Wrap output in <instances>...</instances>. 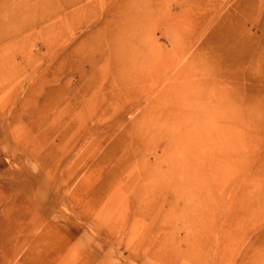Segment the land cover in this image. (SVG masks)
<instances>
[{"label": "rangeland", "instance_id": "obj_1", "mask_svg": "<svg viewBox=\"0 0 264 264\" xmlns=\"http://www.w3.org/2000/svg\"><path fill=\"white\" fill-rule=\"evenodd\" d=\"M253 2L0 0V38L15 37L0 42V264H264V6ZM215 52L236 66L217 71ZM186 88L208 100L173 108L209 107L229 147L222 174L170 147L162 137H183L181 125L152 116Z\"/></svg>", "mask_w": 264, "mask_h": 264}, {"label": "bare ground", "instance_id": "obj_2", "mask_svg": "<svg viewBox=\"0 0 264 264\" xmlns=\"http://www.w3.org/2000/svg\"><path fill=\"white\" fill-rule=\"evenodd\" d=\"M58 1H60L63 4L62 6L66 8V7H70L73 4H75L77 2H80L82 0H58ZM123 2H124V0H117V1L114 0V3L118 4V5L122 4ZM254 6L257 7V11L258 12H261V10H262V8L264 6V0H259V2L257 4L253 2L252 3V7H254ZM88 7L89 6H86V8H88ZM112 12H113V10H108L107 11V15L109 16V19L113 15ZM15 17H16L15 14L12 15L10 17V20L14 22L15 21ZM45 18H47V17H45ZM134 18H137L138 23L139 22H144V19H145V18H143V15L137 16V17H134ZM132 22H130V23H132ZM177 25L178 26H174L173 28H170V30L177 32L179 30L185 29L184 27H181V25H179V24H177ZM33 26H36V24H34ZM26 28L27 27H25V26H22L21 28H17L16 34L17 33H21ZM28 28H30L29 25H28ZM106 28H109V27L107 26V23L105 22V24L103 26V29H104L103 32H104L105 36H106ZM191 30H193V29H191ZM192 32L193 31H191V33ZM198 33H199V31H198ZM218 35H219V31L217 32V36ZM13 36H14V34H12V35L5 34L2 38H0V42L15 38ZM230 38H231V41H232L233 37H230ZM216 39L217 38L212 39V40H210L208 42L206 41L205 44H204L205 49H209L210 45H212L211 42L212 41H216ZM217 42H219V40ZM222 50H223V45H219L218 46V51L222 52ZM216 53L217 52H215L214 53V57L212 56L211 59L207 60V62L210 63L212 61L211 62V63H213L212 65H216L217 64V67H216L217 71L222 67V65L220 63H222V64L226 63L224 65H227L229 63L233 67L236 66L235 65L236 62H234V61L232 62L229 58L223 59L222 62H219V63L215 62L214 63L215 58L218 57V56H216ZM246 58H247V56L243 57V61ZM131 79H132V77H128V81L129 82L131 81ZM198 86L199 87L203 86V84L199 83ZM179 91L183 93L182 95H180V97L174 98V96H173L172 98L169 99L170 100V104L172 106L171 112L170 111H166V110H158L152 116L155 117V118H158V117L165 118V120H169L170 122L173 123L172 126L176 125L177 127H179V124H180L181 127L178 129V132L183 134V137L178 138L176 135H174L172 133H170V134L164 133V134H167V135H164L161 130L159 131V134L157 135V137L158 136L160 137V136L164 135V137H162V138H166L168 140V142H167L168 145L170 146L171 144H173L170 147H172V148L173 147L181 148L180 152H183L184 154H187L190 157L193 156V159H194L195 163L200 164V163H204L205 162L206 167L207 168L208 167L211 168L208 165V163H209L210 165L213 166V168L215 170L220 171V174H222L223 169L226 166V161L228 159V154H227L228 151H227L226 148H229V147L226 146V148L224 149V146L221 145V142L220 143H219V141L216 142L215 139H216V137L218 138V134H219L218 122H217V120L215 118H214V120L211 119V118H207L208 115H209V110H208L209 107H208V109H206L205 106L200 105L199 106L200 112H198L197 114L194 113V114H189V115L184 113V112H181V111L180 112L176 111L175 108H173L175 105H177L176 107H178V103H180V102L182 104L186 100L189 101V102L194 100V98L196 97L195 92L198 94L196 98L207 101L208 100L207 93H205L202 90L201 91H195L194 90V92H192L193 89H190V88H186L185 90L184 89H179ZM123 96H127V95L125 93H123ZM120 97H121V95H120ZM126 100H127V98H126ZM216 105H217V101H216ZM218 106L221 109H223L222 103H219ZM151 114L152 113L150 111L147 113V115H151ZM189 116H190V120H192L194 122V124H184L185 120H189L188 119ZM231 116L235 117V114L232 113ZM209 119L212 120V122H210L211 127L208 126ZM197 122H202L203 125H199ZM132 134L136 135L139 138H142V137L150 136V134H153V131L150 128H148V126H146L145 128L140 129V130H134V131L130 130V131H128L127 136H131ZM209 138H212V139L210 141H208ZM212 147L213 148L215 147V149L217 150L218 153L222 150L223 154L221 155V159L220 160H215L214 159V160H210L209 161V158L211 157L210 156V152H211L210 149L212 150ZM204 149H207V153L205 152ZM216 167H218V168H216ZM204 168H205V165H204ZM213 168L210 169L211 172L213 171ZM189 171L190 170H188L186 168L183 171V173L187 174ZM232 196H234L236 198L238 196V193H236V194L233 193ZM239 198H240V200L241 199L243 200L244 196H241ZM246 201H248V200L246 199ZM246 203H248V202H246Z\"/></svg>", "mask_w": 264, "mask_h": 264}, {"label": "clouds", "instance_id": "obj_3", "mask_svg": "<svg viewBox=\"0 0 264 264\" xmlns=\"http://www.w3.org/2000/svg\"><path fill=\"white\" fill-rule=\"evenodd\" d=\"M37 168H38V166L36 164H33L32 165V171L33 172H36L37 171Z\"/></svg>", "mask_w": 264, "mask_h": 264}]
</instances>
